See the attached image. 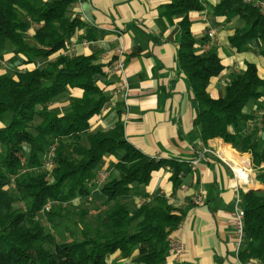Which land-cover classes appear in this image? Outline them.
<instances>
[{
	"label": "trees",
	"instance_id": "16d2710c",
	"mask_svg": "<svg viewBox=\"0 0 264 264\" xmlns=\"http://www.w3.org/2000/svg\"><path fill=\"white\" fill-rule=\"evenodd\" d=\"M76 1L0 0V51L10 44L14 54L23 57V64L35 59L46 63L0 73V120L11 114L10 123L0 126V264H109L116 252L128 259L141 244L147 246L146 254L127 264H165L170 235L184 212L165 195L133 205L123 198L132 195L136 186H147L152 172L165 165L172 168L171 178L177 183L183 163L151 157L134 147L121 119L110 130L91 131L90 120L109 97L97 85V76L104 71L94 55L63 54L76 31L85 26L80 17L70 16ZM204 3L171 0L160 6L161 15L171 24L182 16L176 34L177 60L190 83L193 124L202 139L221 138L228 149L232 145L252 155L263 188L242 191L246 240L239 258L264 262V114L254 116L264 107V77L255 63L248 62L233 76L224 96L210 93L212 79L223 75L224 66L214 44L201 51L192 32L190 13L204 10ZM211 8L226 21L235 17L243 21L229 37L236 51L248 50L250 42L258 39L264 56V14L259 7L245 0H218ZM75 87L83 89L82 97L71 98L62 114L50 111L55 97ZM251 101H259L260 106L247 111ZM51 150L54 165L46 169ZM106 155L118 158L114 163L118 176L108 171V178L97 186ZM99 188L106 209L96 222L82 224L69 217L75 228L69 229L71 239L58 241L59 219L68 217L65 205L87 202L93 189ZM17 202L23 207L15 208ZM88 214L87 209L82 211L83 216Z\"/></svg>",
	"mask_w": 264,
	"mask_h": 264
},
{
	"label": "crops",
	"instance_id": "0c3cea01",
	"mask_svg": "<svg viewBox=\"0 0 264 264\" xmlns=\"http://www.w3.org/2000/svg\"><path fill=\"white\" fill-rule=\"evenodd\" d=\"M170 1L83 0V12L89 22L83 21L85 26L79 28L70 40L74 44L70 56H95L104 71L97 76V85L109 97L102 111L90 120L91 131L110 130L124 118L125 94L118 89L121 79L115 69L117 51L124 45L125 75L130 89L127 101L131 108L125 136L145 154L177 160L183 163V168L177 183L171 178L173 170L169 165L153 171L150 183L136 186L134 193L123 201L133 205L165 195L178 211L184 212L182 221L170 235V241L175 237L182 239L186 254L176 257L170 248L165 264H248L250 261L243 262L234 250L230 221L236 189L232 185L231 165L225 161L224 155L236 152L227 151L228 145L221 138L204 141L199 127L193 124L192 90L177 60L179 43L176 34L182 16L176 17L171 24L161 15L160 6ZM216 2L218 0H205L206 8L191 12L190 18L201 51L211 42L206 38L208 31H214L212 45L218 51L224 72L221 77L212 79L209 91L218 98L225 95L226 86L236 73L246 69L248 62L255 63L259 75L264 77V56L260 54L262 42L258 39L250 42L248 50L236 51L229 37L243 25V21L238 17L226 21L214 15L211 4ZM78 7L75 4L71 10H78ZM78 14L76 12L75 16ZM205 38L206 42L201 45ZM8 47L9 44L0 51V56L14 55L17 61H21L22 56L6 52ZM41 62L40 59L21 62L20 68L34 69ZM82 95L83 89L70 88L55 97L49 109L62 114L69 109L71 98ZM259 106V101H251L246 110ZM220 142L223 144L219 145ZM216 147H220L218 152L213 150ZM236 157L235 162L240 161L241 158ZM117 160L114 155H106L99 170L118 176L114 168ZM194 160H199L197 165ZM252 188L262 189L263 185L256 179L246 186V191ZM93 190L87 202L103 199L100 188ZM199 195L203 196L201 204L195 201ZM146 252L147 246L141 244L134 248L128 259L118 251L108 261L109 264H127Z\"/></svg>",
	"mask_w": 264,
	"mask_h": 264
},
{
	"label": "built area",
	"instance_id": "2783aa9c",
	"mask_svg": "<svg viewBox=\"0 0 264 264\" xmlns=\"http://www.w3.org/2000/svg\"><path fill=\"white\" fill-rule=\"evenodd\" d=\"M246 2H250L255 4L257 7L260 8V10L262 11V13L264 14V0H245ZM78 17H80L83 21H88L87 16L85 15V13L83 11L78 12ZM208 37L211 39V42H209L207 45H205L206 48L210 47L213 42L212 39L214 38V31L210 30L207 33ZM73 43L68 44V49H70L72 47ZM124 53H125V49L123 47H119L118 51H117V57L115 60V69L118 72L119 76H120V84L118 85V89L120 91H122L125 94V99H124V103H125V113H124V119H123V124L125 126V124L127 123L128 120V116H129V104L127 101L128 98V93H129V87L127 85V81H126V75H125V71H126V66H125V59H124ZM264 114V107H262L261 109H259L258 111H256L254 113V116H260ZM53 150H51V152H49V155L47 157V159L45 160V167L50 169L53 167L54 162H53ZM199 160H194L193 163L194 165H197ZM225 161L227 162V160L225 159ZM232 168V167H231ZM233 173L235 174V178L232 180V185L233 187L236 189V197H235V201L233 203V207L232 210L230 212V221L232 223V226L234 227V231H233V247L234 250L236 252V254L239 256L240 251L242 250L245 240H246V230H245V209L243 207V195H242V191H246V186L248 184H250L249 181V173L252 172V170L249 167L248 170V179L247 181H239L237 179V175L234 172L233 168H232ZM233 174V175H234ZM109 172L103 170L100 175H99V179H97L96 184L97 186H101L105 180L108 178ZM203 201V196L199 195L195 201L198 203L200 201ZM51 207V204H48L46 206V209L49 210ZM170 248L171 251L173 252V254L176 257H182L186 254V245L185 243L182 241V239L175 237L172 238L170 241ZM251 264V263H248Z\"/></svg>",
	"mask_w": 264,
	"mask_h": 264
},
{
	"label": "rangeland",
	"instance_id": "374dc122",
	"mask_svg": "<svg viewBox=\"0 0 264 264\" xmlns=\"http://www.w3.org/2000/svg\"><path fill=\"white\" fill-rule=\"evenodd\" d=\"M82 3H83V0H77L76 3H74V5L77 4V6H79V7H78V10H71L72 8L70 9V16L71 17H73L72 14L75 16L76 12L83 11ZM28 39L32 42L31 36L29 33H28ZM70 43H72V42L70 41L69 44ZM73 46H74V44L72 45V47L70 49H68V45H67V48L65 49V51H63V54L64 55H70V51L72 50ZM10 47H12V46H10V44H9V47L6 48V52H8V53L13 52V50H12L13 48L9 50ZM120 47H123L125 49L124 45H122ZM125 51H126V49H125ZM10 56L11 55H9V57L0 56V71H2V72L3 71L4 72L9 71L10 72V71L24 70V69L20 68L22 59H21V61H17L16 58L13 57L14 55L11 57ZM124 56H125V53H124ZM3 58H5V59H3ZM40 62H41V60H40ZM45 64L46 63L44 61H42L40 66H43ZM128 94H130V89H129ZM128 113H129V116H128V120H127V123L125 124V126H127L128 121L130 119V113H131L130 107H129ZM10 121H11V114L6 113L4 118L2 120H0V126L8 125L10 123ZM38 121H39V119H37L36 122H38ZM125 126H124V133H125ZM222 142L225 144H228L224 140ZM222 142H220L219 145H221ZM25 147H26V150L29 151V146L27 144L25 145ZM231 148L233 150L227 148V151H235L240 156L247 157L248 159H250L249 167L252 170V172L249 173V181H250V183H252V181L256 180V167L254 166L252 155L250 153H241L238 149L234 148L233 146H231ZM219 149H220V147L219 148L216 147L213 150L218 152ZM222 156H223V154H222ZM262 166H264V164ZM231 170H232V168H231ZM234 178H235V174L232 175V180ZM49 179L51 180V176L49 177ZM104 202H105L104 199H100L97 201H89V202H84L83 200H78L77 202L70 203L69 205H65V208H66L65 213L68 214V217H63V218L59 219L60 220L59 228L56 229V235H57L58 241L62 242V241H66V240L71 239L72 235H71V231L69 229L74 230L75 228H74L73 223L70 221V218H72L73 220L79 221L82 224H86L88 222H92V224L95 223L97 215L106 209V206H104ZM201 203H203L202 200L200 202H198V204H201ZM21 207H23L22 203L17 202L15 204V208H21ZM86 209L89 211V214L87 216H83L82 211H84ZM43 220H44L46 227L49 228L50 230H52V226L49 224V222L45 218ZM233 231H234V227H233ZM249 261L251 264H264V262L257 260V259H254V258H251Z\"/></svg>",
	"mask_w": 264,
	"mask_h": 264
},
{
	"label": "bare ground",
	"instance_id": "6f19581e",
	"mask_svg": "<svg viewBox=\"0 0 264 264\" xmlns=\"http://www.w3.org/2000/svg\"><path fill=\"white\" fill-rule=\"evenodd\" d=\"M236 156H239L241 160L235 162V159L237 158ZM236 156L230 154V155H224V158L233 168L234 172L237 175V179L242 182L247 181L250 159H248L247 157H242L239 154Z\"/></svg>",
	"mask_w": 264,
	"mask_h": 264
}]
</instances>
